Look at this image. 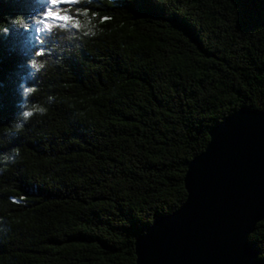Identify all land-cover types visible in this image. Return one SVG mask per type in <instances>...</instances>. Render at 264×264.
<instances>
[{
  "label": "trees",
  "instance_id": "16d2710c",
  "mask_svg": "<svg viewBox=\"0 0 264 264\" xmlns=\"http://www.w3.org/2000/svg\"><path fill=\"white\" fill-rule=\"evenodd\" d=\"M36 4L0 0L6 54ZM71 14L80 30L58 31L39 72L20 55L0 77V157L19 150L0 164V264H136L211 130L264 112V0H80ZM249 242L264 261V221Z\"/></svg>",
  "mask_w": 264,
  "mask_h": 264
},
{
  "label": "water",
  "instance_id": "95a60500",
  "mask_svg": "<svg viewBox=\"0 0 264 264\" xmlns=\"http://www.w3.org/2000/svg\"><path fill=\"white\" fill-rule=\"evenodd\" d=\"M187 199L135 243L136 264H264L250 236L264 221V112L242 108L188 165Z\"/></svg>",
  "mask_w": 264,
  "mask_h": 264
},
{
  "label": "snow or ice",
  "instance_id": "6c2138e0",
  "mask_svg": "<svg viewBox=\"0 0 264 264\" xmlns=\"http://www.w3.org/2000/svg\"><path fill=\"white\" fill-rule=\"evenodd\" d=\"M79 3L80 0H37V4L29 13L30 23L24 24L21 21L16 22L21 25L25 32L30 31L32 33L27 38V43L22 53H20V55L27 58V67L34 72H39L44 67V62H38V58L51 54L48 50V45L55 39L59 30H80L81 21L77 16L71 14L73 7ZM79 13L80 9L77 8V14ZM84 15H87V10L84 11ZM93 15L96 14L93 13ZM107 19L109 18L103 17L102 21ZM20 55L16 52H8L6 54L3 46L0 45V77H3L6 73L13 70L19 61ZM35 90L31 86L23 87V94L27 97ZM43 111V108L34 107L22 113L23 119L27 120L32 117L34 112Z\"/></svg>",
  "mask_w": 264,
  "mask_h": 264
},
{
  "label": "clouds",
  "instance_id": "9594fccd",
  "mask_svg": "<svg viewBox=\"0 0 264 264\" xmlns=\"http://www.w3.org/2000/svg\"><path fill=\"white\" fill-rule=\"evenodd\" d=\"M49 100H51V97H49ZM17 127L18 128L22 127V125H18ZM18 156H19V150H14L13 154L4 155V156L0 157V164L7 165V164L14 163L15 162V158L18 157Z\"/></svg>",
  "mask_w": 264,
  "mask_h": 264
}]
</instances>
